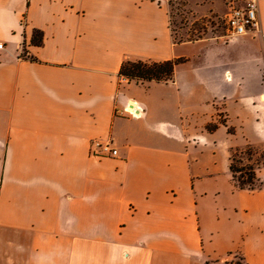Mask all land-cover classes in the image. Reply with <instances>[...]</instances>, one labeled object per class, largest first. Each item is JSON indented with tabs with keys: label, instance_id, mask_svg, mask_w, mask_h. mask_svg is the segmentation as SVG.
I'll return each instance as SVG.
<instances>
[{
	"label": "crops",
	"instance_id": "1",
	"mask_svg": "<svg viewBox=\"0 0 264 264\" xmlns=\"http://www.w3.org/2000/svg\"><path fill=\"white\" fill-rule=\"evenodd\" d=\"M259 16L264 34V0ZM168 21L164 0H0V264H264V165L253 190L228 170L231 149L264 147L263 39L204 54L184 84L120 78L125 59L177 58ZM216 120L254 133L222 170Z\"/></svg>",
	"mask_w": 264,
	"mask_h": 264
},
{
	"label": "rangeland",
	"instance_id": "2",
	"mask_svg": "<svg viewBox=\"0 0 264 264\" xmlns=\"http://www.w3.org/2000/svg\"><path fill=\"white\" fill-rule=\"evenodd\" d=\"M164 2L171 17L173 35L177 40L176 42H180L181 40L185 41L187 39H196L197 36L202 33L197 29L200 27H205L206 29V33L201 40L179 43L176 44L173 49L177 58L184 60V62L179 63L175 68V78L178 79L179 82L184 84V79L186 77L194 75L192 70L204 61V54L207 56V62L232 59V57L238 59L245 58V54H239L238 51H233L235 47H233L232 44L227 41L228 39L225 38L224 16L227 13V8L224 5V0H164ZM180 38L181 40L178 41ZM248 44H251L250 46L254 47L253 44L256 45L257 43L249 40ZM242 45L245 44L240 42L237 44V46ZM248 69V66L242 68V74H246V78L250 75ZM253 75L250 77L253 78ZM262 80L264 83V68L262 71ZM127 87L128 85L124 84L122 91H125ZM154 94L160 95L158 91L154 92ZM219 103L220 102L216 104L217 109H220ZM175 108L176 107H174V109ZM176 110H178V106ZM183 113H185L184 109ZM218 114L220 118H217V120L219 119L223 122V112H218ZM217 120L211 121L205 129L210 133V147L207 149L210 150V154L215 153V158L217 160L216 168L222 170L221 168L224 163L223 147L225 146V148H229L235 143V138L237 141L241 142V140L244 139V136L247 134L254 135V133L250 131H237L236 129H233L232 126L217 131ZM219 120L218 122H220ZM241 137L243 138L241 139ZM234 151L236 150L231 149V153ZM237 153L239 162H237L236 165L238 167L249 165L248 163L264 165V147L257 148L247 146L245 149L237 150ZM211 187H213V184ZM230 260L232 263H234V261L237 262L238 255L231 257Z\"/></svg>",
	"mask_w": 264,
	"mask_h": 264
},
{
	"label": "trees",
	"instance_id": "3",
	"mask_svg": "<svg viewBox=\"0 0 264 264\" xmlns=\"http://www.w3.org/2000/svg\"><path fill=\"white\" fill-rule=\"evenodd\" d=\"M169 30L173 43L179 44L183 42H195L201 40L204 34L206 33L205 27H200L197 30L201 33L196 39H187L185 41L178 40L176 42L175 36L173 35V28L171 17L169 15ZM31 42L33 44H39L41 42V32L34 31ZM26 51L23 50V57L25 56ZM184 62L181 58L165 60V61H147V60H129L125 59L119 68L118 75L123 80L128 82L134 81L141 84H147L150 82L156 83H167L173 80L175 74V68L179 63ZM250 149V148H249ZM249 151V150H248ZM248 153V152H247ZM238 153L234 151L231 153L229 158L228 170L232 177L237 182V185L241 189L253 190L258 187L257 184V164L248 163L246 166H237L236 163L239 162L237 158ZM250 162V161H249ZM231 264H243L242 257H239L237 262Z\"/></svg>",
	"mask_w": 264,
	"mask_h": 264
},
{
	"label": "built area",
	"instance_id": "4",
	"mask_svg": "<svg viewBox=\"0 0 264 264\" xmlns=\"http://www.w3.org/2000/svg\"><path fill=\"white\" fill-rule=\"evenodd\" d=\"M227 13L224 16L225 38L228 42L235 41L238 37L245 35H259L263 39L264 34L261 29L259 16V0H224ZM5 49V45L0 42V51ZM124 111L131 116L139 115L140 109L131 104ZM93 155L103 157H116L117 150L110 141L95 140L92 143Z\"/></svg>",
	"mask_w": 264,
	"mask_h": 264
}]
</instances>
